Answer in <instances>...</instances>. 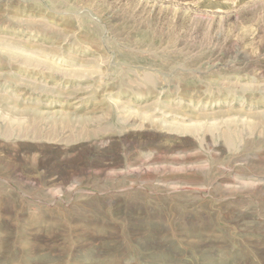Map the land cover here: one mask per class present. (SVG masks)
Segmentation results:
<instances>
[{"label":"rangeland","instance_id":"1","mask_svg":"<svg viewBox=\"0 0 264 264\" xmlns=\"http://www.w3.org/2000/svg\"><path fill=\"white\" fill-rule=\"evenodd\" d=\"M0 264H264V0H0Z\"/></svg>","mask_w":264,"mask_h":264}]
</instances>
